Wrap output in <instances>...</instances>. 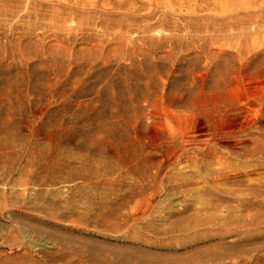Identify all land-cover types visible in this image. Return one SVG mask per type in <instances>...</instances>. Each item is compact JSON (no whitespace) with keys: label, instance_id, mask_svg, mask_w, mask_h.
<instances>
[{"label":"rangeland","instance_id":"374dc122","mask_svg":"<svg viewBox=\"0 0 264 264\" xmlns=\"http://www.w3.org/2000/svg\"><path fill=\"white\" fill-rule=\"evenodd\" d=\"M199 122L249 175L180 160L120 206L119 159ZM94 260L264 264V0H0V264Z\"/></svg>","mask_w":264,"mask_h":264},{"label":"bare ground","instance_id":"6f19581e","mask_svg":"<svg viewBox=\"0 0 264 264\" xmlns=\"http://www.w3.org/2000/svg\"><path fill=\"white\" fill-rule=\"evenodd\" d=\"M235 130H237V127L232 126L229 131L234 132ZM166 140L169 142L165 149L166 154L165 157L161 158L159 161L146 159L139 160L137 162L132 158L119 159L121 169L120 174L122 175L123 172L131 171L135 175L136 179V187H130L129 194H121V196L117 198L120 206L125 205L128 199L132 196L146 191L150 192L148 197L149 200L154 198V196L159 194L162 189L163 176L167 175L171 164L179 162L180 160H185L189 164L197 163L205 167L206 164L210 163L219 165L220 168L212 172L213 183L228 181L232 183V185L238 184L241 179L250 173L248 168L227 171L222 168L224 165L223 159L225 158L223 153L226 152L229 156L238 155L237 153L239 148L232 143L222 142L221 139L217 138V134L211 132L210 129L202 122L196 124L191 132H183L177 137L170 136L166 138ZM250 151H252V149L247 148L245 150L244 157L246 159L252 156ZM133 162L136 163L133 164ZM109 172L112 173L113 170ZM107 183L111 188L116 185V182L113 179H109ZM118 184L121 186L122 181L118 182ZM110 203L111 207L108 215L116 217L118 214L113 208L114 201H111ZM63 258V256H58L55 258L50 257V259L46 258V260L56 262L57 260ZM70 258L71 257L66 258V260L70 261ZM100 261L101 260H94L93 263L97 264L100 263Z\"/></svg>","mask_w":264,"mask_h":264}]
</instances>
